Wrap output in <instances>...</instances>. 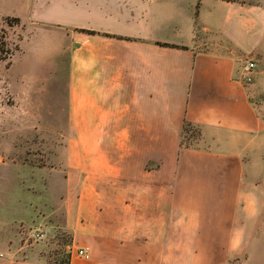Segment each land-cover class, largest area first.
I'll return each instance as SVG.
<instances>
[{
    "label": "crops",
    "instance_id": "1",
    "mask_svg": "<svg viewBox=\"0 0 264 264\" xmlns=\"http://www.w3.org/2000/svg\"><path fill=\"white\" fill-rule=\"evenodd\" d=\"M29 3L67 57L70 264H264V0Z\"/></svg>",
    "mask_w": 264,
    "mask_h": 264
},
{
    "label": "rangeland",
    "instance_id": "2",
    "mask_svg": "<svg viewBox=\"0 0 264 264\" xmlns=\"http://www.w3.org/2000/svg\"><path fill=\"white\" fill-rule=\"evenodd\" d=\"M29 1L0 0V264H63L75 248L63 199L67 57L58 53V35L33 24ZM262 57L243 55L240 65L253 58L257 71ZM201 134L187 124L182 142L200 143ZM260 263L259 255L249 262Z\"/></svg>",
    "mask_w": 264,
    "mask_h": 264
},
{
    "label": "built area",
    "instance_id": "3",
    "mask_svg": "<svg viewBox=\"0 0 264 264\" xmlns=\"http://www.w3.org/2000/svg\"><path fill=\"white\" fill-rule=\"evenodd\" d=\"M256 61L253 58H248L245 60L243 65L240 69L239 78L243 83H249L253 80L254 77V70L256 69ZM44 232H36L33 233V235H36L38 237L44 236ZM77 254L81 257H88L89 256V247L88 246H80L77 248Z\"/></svg>",
    "mask_w": 264,
    "mask_h": 264
},
{
    "label": "trees",
    "instance_id": "4",
    "mask_svg": "<svg viewBox=\"0 0 264 264\" xmlns=\"http://www.w3.org/2000/svg\"><path fill=\"white\" fill-rule=\"evenodd\" d=\"M15 20L19 21L20 18L17 16V17H15ZM187 124H192V123H191V122H186V124H185V126H184V130L186 129V125H187ZM63 264H70V260L67 261L66 263H63Z\"/></svg>",
    "mask_w": 264,
    "mask_h": 264
}]
</instances>
